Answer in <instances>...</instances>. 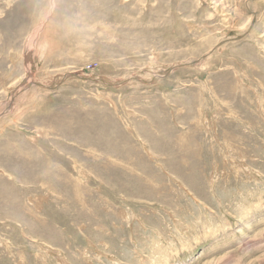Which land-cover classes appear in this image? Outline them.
<instances>
[{
  "label": "rangeland",
  "instance_id": "rangeland-1",
  "mask_svg": "<svg viewBox=\"0 0 264 264\" xmlns=\"http://www.w3.org/2000/svg\"><path fill=\"white\" fill-rule=\"evenodd\" d=\"M0 264H264V0H0Z\"/></svg>",
  "mask_w": 264,
  "mask_h": 264
}]
</instances>
